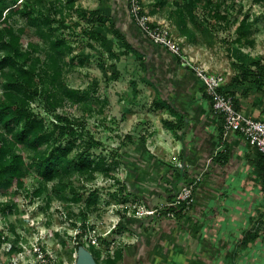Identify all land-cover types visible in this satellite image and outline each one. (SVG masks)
Here are the masks:
<instances>
[{
	"label": "crops",
	"instance_id": "obj_1",
	"mask_svg": "<svg viewBox=\"0 0 264 264\" xmlns=\"http://www.w3.org/2000/svg\"><path fill=\"white\" fill-rule=\"evenodd\" d=\"M124 1L127 19L122 31L116 28L136 55L155 102L154 115L142 124L147 129L127 133L135 142L121 156L124 195L154 206L181 186L196 184L193 203L182 214L119 216L121 230L114 234L124 240L122 246L115 241L122 247L120 264H264V155L238 132L221 140V117L212 111L202 82L146 37ZM234 66L223 90L230 91L238 110L264 119V93L233 84Z\"/></svg>",
	"mask_w": 264,
	"mask_h": 264
},
{
	"label": "rangeland",
	"instance_id": "obj_2",
	"mask_svg": "<svg viewBox=\"0 0 264 264\" xmlns=\"http://www.w3.org/2000/svg\"><path fill=\"white\" fill-rule=\"evenodd\" d=\"M175 1L183 6L184 0H166L163 5H158L155 0H139L150 18L166 24L174 39L196 61V58L207 60L215 72L222 73L226 78L236 59L245 56L264 58V4L255 0H218L220 9L227 12L225 19L208 25L206 29H199L186 17V27L193 32L194 40L190 42L188 38L177 35L180 27L175 22L178 8ZM67 2L61 0L59 9L65 24L71 28H60L57 33L65 35L72 46L71 52H65L64 58L69 61L70 57H76L72 65L65 66L61 80L76 89L82 98L78 102L62 98L54 113L46 114V128L51 127L50 122L56 114L67 116L77 127L76 131L82 134L81 143L88 139L99 141L100 144L90 148V153L96 157L101 154L107 163H111L112 152L120 146L127 133H143L147 129L142 124L150 113L154 115V95L146 91L149 85L138 73L140 68L134 61L136 55L110 29L112 20L122 31L127 19L125 1L73 0L68 7ZM42 6L48 10L45 4ZM76 8H98L102 18L100 23L87 22L78 15ZM202 9L203 6L196 8L200 21ZM106 17L107 20H104ZM244 17L251 25L246 32L249 42L242 41L241 45L237 41L236 28ZM12 21L16 26L24 23L20 16H14ZM83 29L91 31L92 35L85 34ZM27 39L36 41L37 37L26 35L24 40ZM40 45L43 46L41 41ZM44 105L42 93L30 103L34 110L42 113ZM122 170L121 163L114 168V177L104 176L96 170L92 173L93 179L86 178V174L70 172L67 179L76 185L77 180L82 183L76 189L83 196L94 188L98 190L96 202L90 206L86 205L82 196H74L70 191L57 192L54 188L59 183L58 176L46 183L40 195L32 193L39 183L34 176L25 179V188L16 197L0 194V204L9 202L15 206L10 211L0 212V231L8 236L0 244V264H73L77 233L83 220L86 226L81 241L86 247L93 245V257L103 264L108 256L114 254L115 241L119 237L109 231L123 213L121 207L130 202L117 191L123 182ZM114 178L118 179V183ZM122 199H125L124 203ZM124 212V215H131L132 210L128 207ZM10 225L14 226V233ZM118 239L122 246L124 240L121 236ZM12 244L18 250L10 255L7 253ZM39 255L42 257L39 258Z\"/></svg>",
	"mask_w": 264,
	"mask_h": 264
},
{
	"label": "trees",
	"instance_id": "obj_3",
	"mask_svg": "<svg viewBox=\"0 0 264 264\" xmlns=\"http://www.w3.org/2000/svg\"><path fill=\"white\" fill-rule=\"evenodd\" d=\"M72 1L68 0L66 6H70ZM165 1L155 0L158 5H163ZM255 2L264 4V0ZM175 3L178 5L175 22L180 27V33L177 35L188 38L190 42L194 40L193 32L186 27V17L196 28L206 29L208 25L215 24L227 16L226 10L220 9L218 0H184L183 6L177 1ZM42 4H45L49 11L43 9ZM60 4L61 0H0V194L16 197L20 190L25 188V179L34 176L39 183L32 193L40 195L46 183L58 176L59 183L54 188L57 192L70 191L74 196H82L86 205L90 206L95 204L98 190L94 188L83 196V193L76 189L82 183L77 180L76 185L67 179L70 172L86 174V178L93 179V171L99 170L104 176L114 177V168L121 163L124 146L133 144L135 137L126 134L120 146L112 152L111 163H107L103 155L96 157L89 151L93 146L100 144L99 141L88 139L81 143L82 134L76 131L77 127L67 116L56 114L50 122L51 127L46 128V114L54 113L62 98L67 97L73 102L82 98L76 89L70 88L63 79L61 80L65 66L72 65L76 55L70 57L69 61L64 58L65 52L70 53L72 46L65 35L57 31L71 26L65 24L59 9ZM198 6H203L201 21L196 15ZM75 10L81 18L92 24L97 25L102 19L98 8ZM14 16L23 18L24 23L14 25ZM104 20H107V17ZM250 25L244 17L236 28L237 41L241 45L242 41L249 42L246 32ZM110 29L112 34L130 48L112 20ZM83 31L92 35L89 30ZM26 35L29 38L35 36L37 40H24ZM79 60L82 62L83 59ZM234 62L237 73L233 77V84L238 82L235 85L238 84L239 87H256L264 93V58L245 56ZM223 91L230 94V91ZM39 93L43 94L45 100V114L30 106ZM233 105L238 108L234 100ZM115 180L118 183V179ZM117 191L118 194L124 195L123 182L119 184ZM121 202L124 203L125 199ZM13 208L15 206L9 202L0 204L1 213ZM124 210L126 209H122V214L125 213ZM119 222L115 224V229L109 231L110 234L121 230ZM85 226L83 220L80 232L77 233L76 247L84 244L81 236L85 232ZM10 230L14 233L13 225H10ZM7 239L8 236L2 235L0 231V244ZM87 249L93 254V245H88ZM16 250V245L12 244L7 254L12 255ZM122 255V247H116L114 254L108 256L103 264H120Z\"/></svg>",
	"mask_w": 264,
	"mask_h": 264
},
{
	"label": "built area",
	"instance_id": "obj_4",
	"mask_svg": "<svg viewBox=\"0 0 264 264\" xmlns=\"http://www.w3.org/2000/svg\"><path fill=\"white\" fill-rule=\"evenodd\" d=\"M128 13L135 25L152 42L164 46L175 55L178 61L191 69L202 82L205 94L210 98L212 111L221 117V140L227 139L231 132L240 133L248 143L254 145L257 150L264 153V119L253 118L244 114L233 105V95L223 91L225 77L222 73L212 72L198 61L189 56L184 47L174 39L170 28L161 22L152 20L147 11L141 6L139 0H128ZM176 166H181L180 162ZM196 181L181 186L174 196L165 203L148 206L135 200L121 207L131 208L132 216L148 217L165 215L174 217L189 210L193 203V189ZM44 256H46L44 254ZM43 256V258H44ZM42 255H39L41 258ZM50 260V259H48ZM55 264V263H50Z\"/></svg>",
	"mask_w": 264,
	"mask_h": 264
},
{
	"label": "water",
	"instance_id": "obj_5",
	"mask_svg": "<svg viewBox=\"0 0 264 264\" xmlns=\"http://www.w3.org/2000/svg\"><path fill=\"white\" fill-rule=\"evenodd\" d=\"M73 264H99L93 257L92 253L84 244L76 247V257Z\"/></svg>",
	"mask_w": 264,
	"mask_h": 264
}]
</instances>
